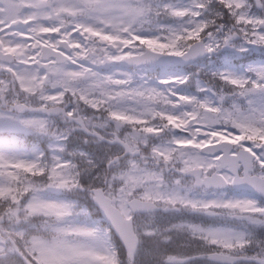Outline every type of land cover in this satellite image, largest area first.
<instances>
[{
	"label": "snow or ice",
	"instance_id": "obj_1",
	"mask_svg": "<svg viewBox=\"0 0 264 264\" xmlns=\"http://www.w3.org/2000/svg\"><path fill=\"white\" fill-rule=\"evenodd\" d=\"M249 6L261 16L255 29L259 39L247 28L239 30L223 0H210L194 9L200 13L197 22L209 21L198 40H188L176 55L144 51L133 67L152 74L157 85L173 81L177 95L207 100L213 109L209 127L236 141L211 149L203 163L217 177L223 200L235 201L232 207L243 203L259 211L238 218L194 208H153L158 194L133 179L130 173L136 165L127 152L121 155L113 142L79 127L74 106L59 113L31 110L9 101L5 91L6 103L0 107V175L8 179L0 184V200L7 205L0 213V264H264L260 259L264 255V0H250ZM78 7L89 17L123 12L135 42L141 47L147 42L151 48L152 33L137 26L153 15L157 19L169 15L175 6L168 0H110L92 10ZM27 12L18 0H0V33L17 30L16 17ZM28 27L25 23L24 29ZM161 61L181 67L170 71ZM183 66L196 70L185 71ZM19 67L9 65L13 73ZM137 74L128 73L132 82ZM13 87L19 99V86L13 83ZM182 88L191 91L181 92ZM53 124L56 130L50 132ZM29 138L34 140L29 143ZM42 139L47 140L45 145ZM10 165L24 166L20 181ZM183 172L187 169L166 178L167 184L179 188L172 181L182 184ZM69 193L84 195L91 211Z\"/></svg>",
	"mask_w": 264,
	"mask_h": 264
},
{
	"label": "rangeland",
	"instance_id": "obj_2",
	"mask_svg": "<svg viewBox=\"0 0 264 264\" xmlns=\"http://www.w3.org/2000/svg\"><path fill=\"white\" fill-rule=\"evenodd\" d=\"M108 2L110 0H50L49 7L47 0H18V3L28 9L23 17H16L22 20L23 25L30 20V23L32 20L39 21L41 25L50 19L48 14L52 11L64 22L66 34L72 35L70 38H73L75 43H72L74 45L68 63L43 71L38 70L31 62L32 59L27 57L28 54L32 55L31 45L25 43L24 39H19L23 38L19 36L25 35L16 31L0 33L2 48L7 50L3 47L5 45L11 50L15 44L20 47L19 55L12 51L16 62L9 64L20 66L18 71L13 73L16 84L25 93L37 94L36 101L49 99L50 103H56L63 99L67 103L72 102L74 109L81 112L90 124L97 120L100 124L119 130L129 142L140 144L141 155L128 157V160L136 165L130 174L137 183L151 186L153 193L158 194V200L167 204L168 209L190 211L194 208L205 213L208 209L219 215L220 212L216 210L222 208V215L253 216L258 209L243 203L232 207L235 201L223 200V192L206 193L198 190L188 178H185L182 184L179 180L172 181V185H179V188L167 184L166 178L171 179L175 172L165 169L162 164L164 161L181 168L201 165L208 169V165L203 163L206 156L200 154L197 149L203 143L199 132H205L203 124H209V113L213 109L205 98L197 99L191 94L177 95L173 91V81L161 80L157 85L151 80L152 74L139 72L136 68L134 69L138 74L134 82L128 75L129 71L119 68L118 65L103 71L92 68L95 59L91 50H96L101 55L106 54L114 63H118L116 61L125 54L140 52L144 47L149 48L147 42H144L142 47L135 42L136 38L129 30L130 23H126L122 18L123 12H115L107 18L100 14L89 17L84 14V8L78 7L86 5L92 10L94 5ZM209 2L210 0H168L170 5L175 6L169 15L160 16L159 19L153 15L144 19L137 27L152 33L149 37L154 41L151 49L161 50L159 46L163 43L166 45L163 49L177 52L182 49L187 39L199 38V31L209 21L197 22L196 17L200 13L194 9ZM223 3L236 18L239 30L243 33L247 28L250 35L259 39L260 34L255 32V29L261 23V16L249 6L250 0H223ZM82 23L84 31L79 32L83 30L80 27ZM74 24L76 27L70 32L67 26ZM186 25L191 27H185ZM86 26L90 28V32ZM28 60L30 62H25ZM9 65L0 62V67ZM79 66L81 68L78 69ZM10 70L12 71L11 68ZM188 70L196 69L192 66ZM8 79L9 75L0 73V96L9 90ZM216 83L218 85L219 81ZM164 84L172 86L162 87ZM180 91L189 92L191 89L182 88ZM5 103L0 100V107ZM172 127L174 131L171 130ZM33 140L34 138H29L30 143ZM115 150L118 148L115 147ZM9 170L16 176L17 181L22 179L25 172L24 166L10 165ZM32 171L34 173L35 169ZM7 179L6 174L0 175V184H7ZM68 195L74 199L78 198L73 194ZM6 206L4 200H0V213L5 211ZM207 238L220 239L219 236Z\"/></svg>",
	"mask_w": 264,
	"mask_h": 264
},
{
	"label": "water",
	"instance_id": "obj_3",
	"mask_svg": "<svg viewBox=\"0 0 264 264\" xmlns=\"http://www.w3.org/2000/svg\"><path fill=\"white\" fill-rule=\"evenodd\" d=\"M44 49V52H43V57H47L48 55H49V51H48V48H43ZM145 51H148V52H152L153 54H155V55H158V56H169V55H173V54H169V53H161V52H155V51H152V50H149V49H146ZM52 53V52H51ZM56 54H58V55H60L58 52H55ZM144 54V52L143 53H141V54H139V55H134V56H132V57H130V58H128L126 61H128L129 63H126V64H133V63H137L138 61H139V58L142 56ZM7 56H9V55H7ZM59 59V58H58ZM7 60H10L9 58H7ZM167 63V64H169V65H173V64H171V63H169L168 61H161V63ZM85 131H87V132H89V133H91V134H93V135H97V133L96 132H90V131H88V130H86L85 129ZM115 141H117V140H114L113 142H115ZM122 143V142H121ZM125 147H126V144L123 142L122 143ZM216 147V145H207V146H205L204 148H203V150H204V152H208V151H210L211 149H213V148H215ZM126 152V151H125ZM124 152V153H125ZM190 172H192V173H194L195 171H194V169H190V170H188L187 172H184V173H190ZM198 173V172H197ZM196 177V181H195V184L196 185H201V184H204L205 186H211V185H215V186H220V184L218 183V179H217V177L216 176H212V177H210V178H208V177H205L204 179H199V177L196 175L195 176Z\"/></svg>",
	"mask_w": 264,
	"mask_h": 264
},
{
	"label": "flooded vegetation",
	"instance_id": "obj_4",
	"mask_svg": "<svg viewBox=\"0 0 264 264\" xmlns=\"http://www.w3.org/2000/svg\"><path fill=\"white\" fill-rule=\"evenodd\" d=\"M47 4L48 5H50V2H47ZM163 51H165V49H163ZM179 53L180 52H182V50H179L178 51ZM93 54L97 57V59H99V57H98V52H96V51H93ZM51 65H53V64H51ZM51 65H49V66H51ZM21 96H23V97H21V100H22V102H24V103H32V102H34L36 105H44V104H49L50 103V100L49 99H43V100H41V101H36L38 98H36L35 96H38L37 94H27V93H23V92H21ZM62 102L64 103V105H65V102H64V100H62ZM67 105L68 106H73V104L72 103H70V102H68L67 103ZM66 107V106H65ZM75 107H73V111L74 112H77L76 111V109H74ZM80 114V112H78V115ZM96 129H98V130H105V127L103 126V125H100V126H98ZM103 132V131H102ZM110 132H113L112 130H109L108 131V133H110ZM133 145H135V144H132V146ZM137 145V144H136ZM138 146V145H137ZM115 147H118V146H115ZM118 150L120 151V154H121V150H120V148L118 147ZM164 165H167L166 163H164ZM208 174H209V172H208ZM201 190V189H200ZM204 191H206V193H213V192H216L215 190H213V189H207V190H204ZM206 213L208 214V213H211V211H209L208 209L206 210Z\"/></svg>",
	"mask_w": 264,
	"mask_h": 264
},
{
	"label": "clouds",
	"instance_id": "obj_5",
	"mask_svg": "<svg viewBox=\"0 0 264 264\" xmlns=\"http://www.w3.org/2000/svg\"><path fill=\"white\" fill-rule=\"evenodd\" d=\"M56 130V125L53 124L50 126V132H55ZM47 143V140L46 139H42L41 140V144L42 145H45ZM69 194H72V193H69ZM75 195L76 197H78L77 199H74L77 201V203L79 205H81L83 208L91 211V208H90V201L84 196V195H76V194H73ZM152 207L153 208H158V209H164V208H167V204L161 202L160 200L158 199H155L152 201ZM148 209H146L145 211H147ZM261 260H264V255H262L260 257Z\"/></svg>",
	"mask_w": 264,
	"mask_h": 264
}]
</instances>
